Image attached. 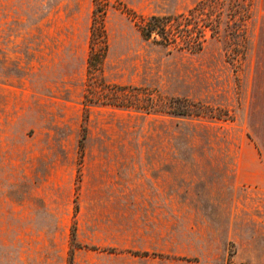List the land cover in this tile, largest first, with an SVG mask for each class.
Wrapping results in <instances>:
<instances>
[{"label": "rangeland", "instance_id": "rangeland-1", "mask_svg": "<svg viewBox=\"0 0 264 264\" xmlns=\"http://www.w3.org/2000/svg\"><path fill=\"white\" fill-rule=\"evenodd\" d=\"M199 1L0 0V264H264V0L196 52L139 30Z\"/></svg>", "mask_w": 264, "mask_h": 264}, {"label": "trees", "instance_id": "trees-1", "mask_svg": "<svg viewBox=\"0 0 264 264\" xmlns=\"http://www.w3.org/2000/svg\"><path fill=\"white\" fill-rule=\"evenodd\" d=\"M95 1L97 8L103 9L102 0ZM217 3L218 0H200L195 6L188 9L187 13L169 16L152 15L140 24V33L145 39L152 38L154 43L161 46L185 49L190 52L199 51L206 39L205 29L212 30L213 34L218 26L220 11L216 10ZM102 14L103 10H96L89 35L87 68L88 73L91 74L90 79L95 80L96 75L101 71L102 60L107 50V38L101 19ZM102 103L116 106L132 104L129 96L123 92L112 94L106 100H102ZM172 112L184 114L186 111L174 109Z\"/></svg>", "mask_w": 264, "mask_h": 264}, {"label": "crops", "instance_id": "crops-1", "mask_svg": "<svg viewBox=\"0 0 264 264\" xmlns=\"http://www.w3.org/2000/svg\"><path fill=\"white\" fill-rule=\"evenodd\" d=\"M256 137V136H255ZM255 140H256V138H255Z\"/></svg>", "mask_w": 264, "mask_h": 264}]
</instances>
